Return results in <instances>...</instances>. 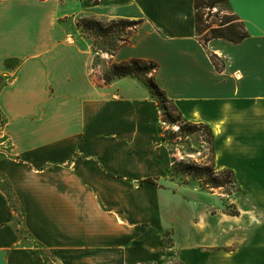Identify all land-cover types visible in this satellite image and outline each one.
<instances>
[{"label": "crops", "instance_id": "1", "mask_svg": "<svg viewBox=\"0 0 264 264\" xmlns=\"http://www.w3.org/2000/svg\"><path fill=\"white\" fill-rule=\"evenodd\" d=\"M228 5L247 36L203 43L195 0H0V264H264V0ZM80 17L142 22L95 69ZM131 59L210 128L213 166L249 201L239 215L171 180L157 99L102 75Z\"/></svg>", "mask_w": 264, "mask_h": 264}, {"label": "rangeland", "instance_id": "2", "mask_svg": "<svg viewBox=\"0 0 264 264\" xmlns=\"http://www.w3.org/2000/svg\"><path fill=\"white\" fill-rule=\"evenodd\" d=\"M198 12L201 19L200 28L202 29L199 37L202 39L208 35L209 29L223 26L220 24L225 21L229 20L231 24H239V20L234 18L228 4H218L215 7L201 6ZM101 25L106 30L111 28V32L105 37H98L96 39L97 43L94 46L92 44L94 41L93 38L87 37L83 32L76 33V39L79 43L83 45L87 43L91 46L94 52L93 67L95 69L101 64V57L98 54L100 48H105L106 50L109 48L107 44H103V41L110 42L112 46H115L117 41L114 32L119 31V27H113L117 25L116 23L112 24L110 21H101ZM136 29L132 31V34ZM125 30H128V27H124V31L122 30L120 33H124ZM108 53L111 52L109 51ZM112 66L113 63L110 61L105 63L102 75L106 77L113 76L114 71L112 70ZM138 74L145 78L144 73ZM165 107L168 110L162 111L161 120L163 131H165L167 137L166 143L171 151L172 160L175 161L172 171L169 174V177L175 185H182L197 190L192 195L198 197L197 193H201V201L203 203L209 206L215 205L216 207H221L223 211L227 212L233 208L237 209L236 206H241L245 201L249 203L240 192L236 183H233L229 170L215 169L213 166V150L209 129L205 126L185 124L184 120L171 105L165 104ZM179 127L181 128L179 129ZM215 183H218L220 186L211 188ZM0 186L10 193L7 182L2 178H0ZM211 192L214 194H210ZM10 201L11 205L15 207V201L12 196ZM242 221V218H234L232 223L234 226L233 237L235 240L245 237V224ZM21 235L28 238L23 230ZM228 235L230 234L228 233Z\"/></svg>", "mask_w": 264, "mask_h": 264}, {"label": "trees", "instance_id": "3", "mask_svg": "<svg viewBox=\"0 0 264 264\" xmlns=\"http://www.w3.org/2000/svg\"><path fill=\"white\" fill-rule=\"evenodd\" d=\"M218 4H228V0H195V29H196V33L198 36L202 30L200 28L201 19H200L199 12H198L199 8L201 6L215 7ZM231 13L235 19L239 20V17L236 14H234L233 12ZM110 22H112V24L116 23L117 25L113 27L114 28L119 27V31L114 32V34L116 35V41H117V44L115 46H112L110 42L103 41V44H107L109 48L107 50L105 48H100V50H103L106 52H109V51L113 52L120 46L128 44L130 42L129 38L132 34V31L135 28H138V26H140L142 21L140 19L139 20H128V19L120 18V19L111 20ZM77 24L80 27L81 31L87 35V37L94 39L92 43L93 46L96 45L97 43L96 39H98V37L100 36L105 37L111 32L110 31L111 28L106 30L101 25V21L95 18H91V17H80V19H78ZM220 25H223V26H218L217 28L209 29L208 35L204 39L199 37L200 40L203 43H206L208 40L212 38L220 37V38L228 39L230 41L238 42L247 36V31L245 30V26L243 22H241L240 20H239V24L237 25L231 24L229 20L221 23ZM124 27H128V30H125V32L121 34L120 31L122 30L124 31ZM212 59H214V57H212ZM156 69H157V64L152 61H146V60H141V59H131L128 61L113 63V66H112V70L114 71L113 76L111 77L104 76V79L106 82H109L116 77H122V76H127V75L136 77L138 80L144 82L147 85L151 94L157 99L162 111H166L168 110V108L165 107V104H169L173 108L174 106L165 97L163 90L160 89V87L157 85V83L154 80L153 73L156 71ZM138 73H144L145 78L141 77V75H139ZM184 122L185 124H189L192 126H205L210 131V128L205 124L190 122L187 120H184ZM180 128L181 127H179V129ZM163 136H164L165 141H167L165 131H163ZM210 137H211V144H212V150H213L214 149V146H213L214 136L211 131H210ZM174 164H175V161L173 160L171 171H172ZM229 173L231 174V178L233 179V183H234L235 178L233 176V172L229 170ZM143 181L144 182H154V180L151 178L145 179ZM218 186L220 185L218 183H215V185H213V187L211 188L218 187ZM7 196L9 197L8 194ZM227 213L232 214V215H239V211L236 208H233Z\"/></svg>", "mask_w": 264, "mask_h": 264}]
</instances>
